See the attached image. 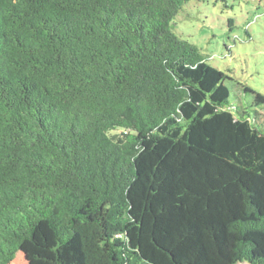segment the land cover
<instances>
[{
	"label": "trees",
	"instance_id": "16d2710c",
	"mask_svg": "<svg viewBox=\"0 0 264 264\" xmlns=\"http://www.w3.org/2000/svg\"><path fill=\"white\" fill-rule=\"evenodd\" d=\"M189 2L0 0V264H264V94Z\"/></svg>",
	"mask_w": 264,
	"mask_h": 264
},
{
	"label": "rangeland",
	"instance_id": "374dc122",
	"mask_svg": "<svg viewBox=\"0 0 264 264\" xmlns=\"http://www.w3.org/2000/svg\"><path fill=\"white\" fill-rule=\"evenodd\" d=\"M175 23L176 35L229 76L232 95L239 84L264 94V0H190ZM241 96L243 104L253 100ZM8 264L26 262L19 253Z\"/></svg>",
	"mask_w": 264,
	"mask_h": 264
}]
</instances>
